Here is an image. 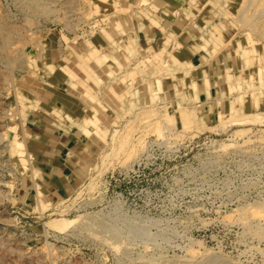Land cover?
<instances>
[{"label": "rangeland", "instance_id": "1", "mask_svg": "<svg viewBox=\"0 0 264 264\" xmlns=\"http://www.w3.org/2000/svg\"><path fill=\"white\" fill-rule=\"evenodd\" d=\"M44 5L0 0V264H264V0Z\"/></svg>", "mask_w": 264, "mask_h": 264}, {"label": "crops", "instance_id": "2", "mask_svg": "<svg viewBox=\"0 0 264 264\" xmlns=\"http://www.w3.org/2000/svg\"><path fill=\"white\" fill-rule=\"evenodd\" d=\"M197 22H200L198 19ZM193 30V32H192ZM210 31V35L208 34ZM205 31L203 34L198 33V29L192 27L188 30L186 34H191L193 37V47L198 49L199 52L204 51V46L206 45V35L211 36L212 39H221V34L218 33V28L215 25H211V29ZM186 52H183V57H185ZM180 57L181 60H184ZM36 134V133H35ZM39 134V133H38ZM40 137H34L31 139L30 148L32 152L36 154H31V158L40 165L42 169L51 174V182L56 184L60 189L65 187L67 182L64 174H71L73 172L72 168V157L70 158L69 151L73 152L77 150L76 138L73 136L72 132L66 134L65 136H55L49 133H42ZM76 147V148H75ZM46 159L47 164L39 163L38 159ZM72 170V171H71ZM67 184V183H66Z\"/></svg>", "mask_w": 264, "mask_h": 264}, {"label": "bare ground", "instance_id": "3", "mask_svg": "<svg viewBox=\"0 0 264 264\" xmlns=\"http://www.w3.org/2000/svg\"><path fill=\"white\" fill-rule=\"evenodd\" d=\"M17 1V0H16ZM20 3H21V5H22V10H23V12L27 15L28 14V16H29V14H36L37 12H40V13H44L45 14V12L47 11V12H49L48 11V7L46 6V5H44V0H18ZM21 7V6H20ZM31 16V15H30ZM44 16V15H43ZM33 23V22H32ZM2 26H5V25H2ZM7 28V27H6ZM12 28V27H11ZM3 29H5V27L3 28ZM2 29V31L4 32V30ZM94 30V29H93ZM7 32V31H6ZM6 32H5V34H6ZM13 33V32H12ZM3 34V33H2ZM3 36H4V34H3ZM13 37V36H12ZM3 38V37H2ZM4 40V41H3ZM2 40V46L0 47V49L2 48V50H3V52H4V54H3V56L1 55V60L4 62V63H9L10 62V59L13 57V55H11V53H10V51H7L6 49H4V48H7V45L10 47V40H9V38L8 37H4V39ZM4 45V46H3ZM15 49V48H14ZM5 50H6V52H5ZM40 50V49H39ZM9 52V53H8ZM17 57V56H16ZM0 60V61H1ZM13 61V60H12ZM9 66V65H8ZM4 67H5V65H4ZM7 67V66H6ZM9 69V68H8ZM11 69V68H10ZM9 69V70H10ZM12 71V70H11ZM7 72V71H6ZM10 72V71H9ZM8 72V73H9ZM9 74H12V73H9ZM10 77V76H9ZM9 77H7V78H9ZM6 78V79H7ZM5 79V80H6ZM4 80V81H5ZM9 81V80H8ZM8 81H6V82H8ZM10 81H12V80H10ZM5 82V83H6ZM11 83V82H10ZM9 83V84H10ZM8 84V83H7ZM5 86H6V84H5ZM4 87V86H3ZM8 88V87H7ZM10 90V89H9ZM8 92V91H7ZM255 104V103H254ZM62 113V112H61ZM60 118V117H59ZM64 118L65 119H69V120H71L70 119V117L69 116H66V115H64ZM68 120V121H69ZM61 121H63V119H61ZM67 121V122H68ZM72 124V123H71ZM2 140H4V137H3V135L2 134H0V142L2 141ZM255 216H257V217H261V214L260 213H255ZM263 218V217H262ZM101 228H103V227H101ZM247 228V227H246ZM258 229V228H257ZM257 229H253L252 228V230H253V232L254 233H258L259 231H257ZM102 230V229H101ZM105 230V229H104ZM103 231V230H102ZM107 231V230H106ZM115 232V231H114ZM109 233V232H108ZM115 234V233H114ZM253 234V233H252ZM110 236V235H109ZM116 237V236H115ZM119 237V236H118ZM117 237V238H118ZM112 238V237H111ZM113 240V239H112ZM115 241H116V239H114ZM118 240V239H117ZM114 241V242H115ZM118 242H120V241H118ZM117 242V243H118ZM109 243V242H108ZM110 244V243H109ZM114 244V243H113ZM114 248V247H113ZM127 250V249H126ZM120 251V250H119ZM192 253V252H191ZM193 254L194 253H192V255L191 256H193ZM143 255V254H142ZM54 263V262H53Z\"/></svg>", "mask_w": 264, "mask_h": 264}]
</instances>
